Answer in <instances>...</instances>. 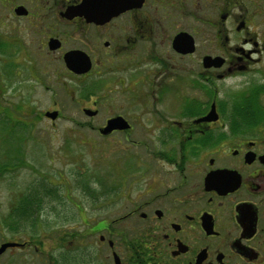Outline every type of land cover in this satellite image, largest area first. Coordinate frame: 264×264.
Instances as JSON below:
<instances>
[{
    "label": "flooded vegetation",
    "instance_id": "1",
    "mask_svg": "<svg viewBox=\"0 0 264 264\" xmlns=\"http://www.w3.org/2000/svg\"><path fill=\"white\" fill-rule=\"evenodd\" d=\"M0 91L103 155L50 264H264V0H0Z\"/></svg>",
    "mask_w": 264,
    "mask_h": 264
},
{
    "label": "rangeland",
    "instance_id": "2",
    "mask_svg": "<svg viewBox=\"0 0 264 264\" xmlns=\"http://www.w3.org/2000/svg\"><path fill=\"white\" fill-rule=\"evenodd\" d=\"M4 73L9 74L8 65ZM3 92L0 100L4 96L6 104L12 103L10 91ZM37 110L45 109L33 108L35 118ZM61 112L64 118L79 116L76 109L62 108ZM34 117H28V123L11 108L0 107V244L17 241L29 245L6 249L0 255V264H50L73 252L80 219L76 209H83L73 201L89 205L81 182L90 171L99 174V167L104 165L103 155L87 151L78 137L62 136L74 130L70 122L62 118L51 126ZM55 133L57 137L53 138ZM5 165L16 167L8 171ZM97 180L101 181L95 178L92 183ZM24 194L36 198L32 219L15 216L17 201Z\"/></svg>",
    "mask_w": 264,
    "mask_h": 264
},
{
    "label": "trees",
    "instance_id": "3",
    "mask_svg": "<svg viewBox=\"0 0 264 264\" xmlns=\"http://www.w3.org/2000/svg\"><path fill=\"white\" fill-rule=\"evenodd\" d=\"M35 196L34 194L31 195H22L19 200L17 201V215L15 212V216H18L19 214H21V216H25V218L30 219V217L32 216V214L34 213L32 208H34V200H35ZM19 207V208H18ZM39 207V205H38ZM38 210V209H36ZM16 211V209H15ZM27 220V219H26Z\"/></svg>",
    "mask_w": 264,
    "mask_h": 264
},
{
    "label": "water",
    "instance_id": "4",
    "mask_svg": "<svg viewBox=\"0 0 264 264\" xmlns=\"http://www.w3.org/2000/svg\"><path fill=\"white\" fill-rule=\"evenodd\" d=\"M50 117H54L55 114H47ZM23 244L20 243H16V242H5L0 244V255L8 248H12V247H19L22 246Z\"/></svg>",
    "mask_w": 264,
    "mask_h": 264
}]
</instances>
